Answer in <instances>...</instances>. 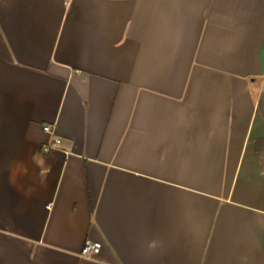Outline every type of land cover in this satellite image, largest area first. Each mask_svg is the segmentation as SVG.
<instances>
[{
  "label": "crops",
  "instance_id": "0c3cea01",
  "mask_svg": "<svg viewBox=\"0 0 264 264\" xmlns=\"http://www.w3.org/2000/svg\"><path fill=\"white\" fill-rule=\"evenodd\" d=\"M0 264H264V0H0Z\"/></svg>",
  "mask_w": 264,
  "mask_h": 264
},
{
  "label": "built area",
  "instance_id": "2783aa9c",
  "mask_svg": "<svg viewBox=\"0 0 264 264\" xmlns=\"http://www.w3.org/2000/svg\"><path fill=\"white\" fill-rule=\"evenodd\" d=\"M44 131L51 133L52 129L50 126H44ZM101 244L99 242L86 241L80 251V256L84 259H92L100 251Z\"/></svg>",
  "mask_w": 264,
  "mask_h": 264
}]
</instances>
